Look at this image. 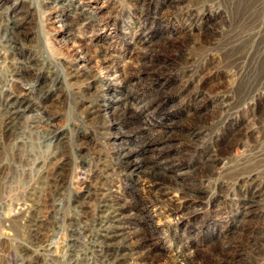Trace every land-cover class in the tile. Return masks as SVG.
I'll return each instance as SVG.
<instances>
[{
  "label": "rangeland",
  "instance_id": "rangeland-1",
  "mask_svg": "<svg viewBox=\"0 0 264 264\" xmlns=\"http://www.w3.org/2000/svg\"><path fill=\"white\" fill-rule=\"evenodd\" d=\"M167 1L0 0V101L46 77L20 131L0 115V264H109L93 241L102 201L125 204L137 264H264V0ZM120 90L131 108L160 100L120 127L162 139L147 164L169 159L158 175L182 185L165 211L117 168L102 103Z\"/></svg>",
  "mask_w": 264,
  "mask_h": 264
},
{
  "label": "bare ground",
  "instance_id": "bare-ground-1",
  "mask_svg": "<svg viewBox=\"0 0 264 264\" xmlns=\"http://www.w3.org/2000/svg\"><path fill=\"white\" fill-rule=\"evenodd\" d=\"M170 2L172 3V0L163 2L162 5H160L158 8L164 5L168 6ZM69 10L70 9L66 8L67 12ZM67 15H70V14L67 13ZM80 15L82 16L80 17L81 20L79 21L83 23L81 24V26L82 25L84 27L91 26L93 22L92 14H85V15L80 14ZM10 39L13 42L20 43L19 34L12 33V36L10 37ZM107 60L108 58H105L103 61L107 63L106 62ZM81 61L85 62L86 58L81 56ZM74 72L79 74V70L77 69H75ZM15 77L19 81H24V82L28 78V76L25 73L20 72V71L16 72ZM45 82H46V77L42 75L39 78H37L35 81H32V82L30 81L29 83H27L28 87H26L25 90L19 91L16 95H7V97H5L3 100L0 101V115L2 117V121H4L5 123V128L7 132L14 134L16 131H20V130H17L20 127L19 121L25 118V115L28 111L32 110L29 100L32 97L37 96L40 92H42V90L46 87ZM122 82L116 83L113 80H108L107 83L105 84L102 83L99 89L114 90L113 88L115 86L116 87L122 86ZM159 102L160 100L150 99L148 101H144V103L136 107L133 106L134 108L133 107L131 108V105L129 104V101L127 99V95L121 91L113 98H109L108 101L102 103V105L104 108L111 109L112 111L111 113L113 117L112 125L115 126L117 129V131L114 133V138L117 139L119 143V146L117 149V163H116L118 170L121 169L122 171L129 172L133 174L137 179L141 177H144V179H147L149 182V185L155 186L156 195L165 197V200L155 201L156 204H159V206H161L159 208H162V210L165 211L167 207V205L165 204L167 203L166 197L169 195V193H171V191L169 190V185H172V186L179 185V184H176V182H174L175 180L166 181L163 177H160V174L158 175L159 173L158 166L167 165L169 164L170 160L163 159L158 162L154 161V163H152L150 167L147 164V160L150 158H153L154 151L158 150L159 143L162 142V139L158 140L154 137L150 138L149 136L140 134V131L142 132L144 130L145 132L147 128L138 126L135 128L134 131L133 129L132 130H129V129L122 130L121 127L123 126L120 125L121 120H124V118L126 117H132L134 115H137L138 111L145 110L147 106L148 107L153 106L155 108H158L160 105ZM27 117L28 116H26V118ZM30 117L32 118L33 128L40 127L38 124L45 121V117H42L39 112L33 115H30ZM36 132L38 134L41 133L40 130H38V128L36 129ZM136 132H137V135L141 139L137 141L138 143L136 146L134 147L127 146L125 144V141L131 140L132 136H134L132 134H136ZM58 133H59V136L57 139L63 140L64 136L62 135V133L60 134V132L54 129V130L48 131L47 133L46 132L41 133V136H40V138L42 139L41 141L46 140L51 134L52 136H56ZM196 133H200V132L194 131L191 135H194ZM148 170H150L151 172L149 173L147 177H145L144 173ZM137 179L136 181L139 182V180ZM181 187L182 185L180 184L177 187V189H180ZM254 204H255V201L254 202L251 201V203L248 204V206H246L245 214H248L249 211L255 208ZM124 206L125 204L123 205V207ZM98 207H99L98 213H97L98 217L95 220V225L97 228L93 236V241L95 245L97 246V248L99 249V251L101 252L100 256H102L104 259H107L109 264H137L135 262L136 259L132 256L133 254L132 248L135 245V243L140 242L143 237L140 236L138 238L137 236L136 239H133V235H131V233H129L127 229L128 228L127 223L129 219H128V216L123 213L122 211L123 207L120 206V208L118 209L113 208L112 206H108L106 201L104 202L102 201ZM155 215H159V213ZM137 216L139 217L138 221H140V223H143L148 220L147 216L141 213V211L137 212Z\"/></svg>",
  "mask_w": 264,
  "mask_h": 264
}]
</instances>
